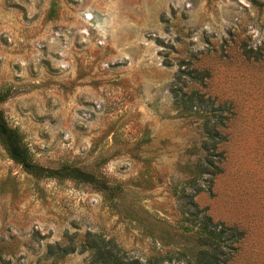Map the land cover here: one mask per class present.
Here are the masks:
<instances>
[{
	"label": "rangeland",
	"instance_id": "1",
	"mask_svg": "<svg viewBox=\"0 0 264 264\" xmlns=\"http://www.w3.org/2000/svg\"><path fill=\"white\" fill-rule=\"evenodd\" d=\"M0 94L33 162L111 193L0 142V264H88L86 232L184 264L204 217L264 264V0H0Z\"/></svg>",
	"mask_w": 264,
	"mask_h": 264
},
{
	"label": "trees",
	"instance_id": "2",
	"mask_svg": "<svg viewBox=\"0 0 264 264\" xmlns=\"http://www.w3.org/2000/svg\"><path fill=\"white\" fill-rule=\"evenodd\" d=\"M175 92L176 90H172ZM5 96L0 94V103ZM206 102L201 94L191 90L183 99H174L175 104L183 105L185 110L190 111L195 109L199 103ZM204 132L210 136L216 133L214 125L209 123V118H205L203 122ZM0 142L3 144L9 158L28 174L36 178H57V179H72L75 181L92 183L99 189L110 193V188L107 184L87 171L80 169L77 166L60 165L58 167H44L33 162L28 154L27 147L22 143L17 131L10 127L0 108ZM189 203L195 207L192 201ZM195 235V247L184 248L186 253L178 252L179 255L187 256L184 258V264H231L232 257L242 245V237L244 231L234 226L215 228V225L208 217L203 218L201 227L192 231ZM65 252H70L73 247L62 249ZM69 250V251H68ZM87 252L88 264H164L163 258L153 256L145 261H140L136 258H128L120 251L117 245L110 239H104L101 236L86 232L84 234V243L82 250ZM178 260V259H175ZM168 262L170 260H167ZM167 262V263H168ZM165 263V264H167ZM176 264V263H172ZM249 264H255L249 261Z\"/></svg>",
	"mask_w": 264,
	"mask_h": 264
}]
</instances>
